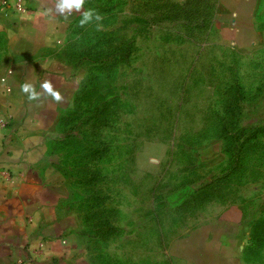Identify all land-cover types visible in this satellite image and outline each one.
Listing matches in <instances>:
<instances>
[{"label": "rangeland", "instance_id": "1", "mask_svg": "<svg viewBox=\"0 0 264 264\" xmlns=\"http://www.w3.org/2000/svg\"><path fill=\"white\" fill-rule=\"evenodd\" d=\"M54 144L78 264H264V0H86Z\"/></svg>", "mask_w": 264, "mask_h": 264}, {"label": "crops", "instance_id": "2", "mask_svg": "<svg viewBox=\"0 0 264 264\" xmlns=\"http://www.w3.org/2000/svg\"><path fill=\"white\" fill-rule=\"evenodd\" d=\"M25 4L21 14L0 0V264H78L72 244L80 236L79 213L54 147L78 91L73 69L59 55L77 12L65 19L44 14L55 0ZM26 79L37 90L50 79L66 102H29L20 91Z\"/></svg>", "mask_w": 264, "mask_h": 264}, {"label": "clouds", "instance_id": "3", "mask_svg": "<svg viewBox=\"0 0 264 264\" xmlns=\"http://www.w3.org/2000/svg\"><path fill=\"white\" fill-rule=\"evenodd\" d=\"M85 4L86 0H55V8L46 9L44 14L51 15L55 12L67 19L73 12H80V27H85L86 25L95 23L96 30H102L104 27L102 23L104 19L103 15L95 8L84 10ZM39 88L40 90H37L35 84L27 79L20 84V91L27 96L29 102L41 101L49 97L56 103L66 102L65 97L58 89L55 88L50 79H45L41 82Z\"/></svg>", "mask_w": 264, "mask_h": 264}, {"label": "built area", "instance_id": "4", "mask_svg": "<svg viewBox=\"0 0 264 264\" xmlns=\"http://www.w3.org/2000/svg\"><path fill=\"white\" fill-rule=\"evenodd\" d=\"M26 0H1V4L3 7L8 8L11 5L14 6V8L21 14H25L28 12V9L25 4ZM12 72H9L11 74ZM3 83L7 82V77L2 79ZM5 125V121L3 119H0V126Z\"/></svg>", "mask_w": 264, "mask_h": 264}, {"label": "trees", "instance_id": "5", "mask_svg": "<svg viewBox=\"0 0 264 264\" xmlns=\"http://www.w3.org/2000/svg\"><path fill=\"white\" fill-rule=\"evenodd\" d=\"M78 92V91H77ZM78 94V93H77ZM77 94H76V97H77ZM76 97H75V99H76Z\"/></svg>", "mask_w": 264, "mask_h": 264}]
</instances>
